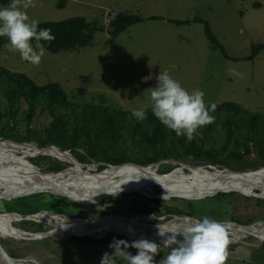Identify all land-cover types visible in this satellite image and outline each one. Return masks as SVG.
I'll return each instance as SVG.
<instances>
[{"label": "rangeland", "instance_id": "rangeland-1", "mask_svg": "<svg viewBox=\"0 0 264 264\" xmlns=\"http://www.w3.org/2000/svg\"><path fill=\"white\" fill-rule=\"evenodd\" d=\"M35 5L26 11L30 19L39 20L41 23L84 16L89 21H98L105 28V31L96 32L93 40L83 48L63 50L55 54L41 45L45 49V55L38 66L22 60L18 52L9 51V43L0 51V67L25 73L39 85L57 82L66 90L75 107L67 110L61 108L60 111L65 114H72L71 126L75 124L76 115L84 109L89 111L93 109L131 111L132 108L148 105V114L151 112L149 94L158 83L156 77L162 72L178 80L190 92L195 89L202 90L205 93L204 99L208 104L212 102L216 105L234 102L245 108L248 114L234 117L240 122L235 137L228 144L225 152V157L230 162L229 165H217L206 160H194L193 158L184 161L166 159L159 161V166L139 167L141 170H147V172L154 171L153 174L148 175L147 172L138 174L126 168L106 167L100 165L101 161L92 162L91 160L94 159H91L86 163L81 162L88 167L85 170L89 171L88 175L73 168L74 164L80 162L75 159V154H71L72 152L59 150L55 153L54 150L44 151L35 146V144L39 145L38 139L42 135V130L50 121V118L38 113L32 124L35 137L32 142H29L32 143L30 146L25 142L5 141L0 138V158L5 159L4 162H0V175L4 179L13 178L12 181H19L14 177L26 178L25 173L13 164L14 158L18 157L40 177L64 174L76 179L85 177V175L91 178L105 176L106 180L109 177L108 181L114 187L127 186L129 189L133 188L135 186L133 184L137 181L147 182L151 180L152 182L147 184L148 189L142 191L133 188L139 192H125L123 196L121 193L112 190H102L99 192L105 193H97L92 191V187L70 193L78 194L89 191L84 197L109 195L112 201L114 199L122 200L126 195L132 199L133 193H140L148 199L155 198L167 201L168 205L180 203V197L191 199L195 209H203L202 215L198 216L200 219L208 216L210 219L222 223V225L225 222L233 221L239 223L235 220L237 219L243 221L241 222L243 225H252L251 227H243L246 230L242 233L225 230L231 241L226 264H264V190L262 188L244 190L229 184L220 185L218 190L209 187L195 189L205 192L230 190V192L236 193L231 198V208H228V212L227 209L219 208L215 204L211 207L214 203L213 200L206 199L217 194L205 195L185 192V194L177 195L179 197H174L175 195H172L169 189L164 187L187 191L192 189L188 186L189 184L197 182L198 179L207 178V173H216L218 177H223L226 173L236 175L240 169L244 172L264 169V159L260 160L257 152L249 155V158L258 161V164L254 166L244 162L238 163V161L229 158L233 151L239 153L246 151V145L249 142L246 136L251 130L246 127V124L252 115H260L264 128V49L258 53L254 60L226 59L220 49H214L210 45L206 36L205 25V22L210 24L211 29L225 45L231 56L236 58L248 57L252 54L254 45L264 44V0H35ZM3 7L7 6L0 3V8ZM124 13L137 14L145 18L160 16L162 19H147L145 22L131 25L119 36L112 37L109 33L111 21ZM195 18L203 19V22L194 21ZM171 19L191 20V22L176 25L170 22ZM32 44L34 50L38 51L35 49V43ZM231 69H236L242 73V78L231 76L229 74ZM145 77L148 79L145 80ZM4 106V104H0V108L3 110ZM20 107L21 116L19 115L18 120L20 130H23L27 125L24 120L27 105L23 101ZM229 117L230 114L225 113L217 119V126L204 145L207 149L221 150L227 144L228 132L225 128V121ZM202 130L201 127L196 134L199 143ZM261 132L264 133V129ZM121 145L130 147V158L136 159L138 157L140 147L134 146L131 138L125 139ZM78 151L84 152L82 149H78ZM52 161L65 165V168L58 172L50 171ZM96 166L97 168H94ZM160 174H165L163 176L167 177L157 176ZM155 176L159 179H154ZM173 177L175 178L172 179ZM21 185L23 184L21 183ZM56 187L59 186L32 189L30 193L0 187V195L9 199H0V213L4 212L6 216H14L13 218L3 216L0 223L20 232L17 236H0V242L9 254L16 259L23 260L21 264H100L105 252L112 253L114 251L109 247L110 243L82 244L74 240L76 235L71 234L81 232L91 234L102 231L101 229L104 228L94 230L97 228L95 226L99 223L105 222L106 224L112 221L109 227L117 226V228H121L118 230L138 234L103 233L100 235V239L111 240L124 233L128 235L129 238L123 236L129 243L139 239H148L159 245L162 243V237L157 239L149 235H139L147 231L138 230L136 226L142 225L151 228V226L159 223L173 222L178 217L190 219V216L187 215L169 214L165 207H160L156 213L146 215L124 213L130 211V208L127 207L116 215L111 211H105V207L108 205H98L100 199L97 197L94 198L92 205L88 203L91 207L83 205L79 201L80 203L74 205L67 204V211L55 210L48 208V202H45L50 196H41L40 192L53 196H62L57 191L63 193L65 190L66 192V189L61 187L57 190ZM51 191L52 193H50ZM25 193L36 197H19ZM256 193L260 194L261 197L252 195ZM84 197L71 198L79 200ZM108 200L104 202H108ZM56 201L58 202V200ZM7 207L19 208L21 210L19 214L22 216L19 217L17 216L19 214L12 212L7 213L8 211H5ZM155 207H157V202H150L148 209L153 210ZM44 214H51L56 222L63 220L65 227L73 226L82 229L68 234L59 229L48 236H44V232L53 229L52 226H46L42 222L39 215L43 216ZM27 215H32L30 218L35 219H23ZM191 218L200 220L195 217ZM251 219L252 222L249 223ZM181 226L179 224L173 229H179ZM227 227L238 228L239 226L229 225ZM256 227L263 229H259L260 231L252 230ZM109 229L117 231L113 230L115 227ZM22 230L37 233V236L29 238L28 234ZM150 233L159 236L157 232ZM41 234L45 238H42ZM95 237L98 238V236ZM129 251L133 255L138 252L135 248H129ZM168 251L170 249H164L155 259L159 261ZM118 264H122V262H118Z\"/></svg>", "mask_w": 264, "mask_h": 264}, {"label": "trees", "instance_id": "trees-1", "mask_svg": "<svg viewBox=\"0 0 264 264\" xmlns=\"http://www.w3.org/2000/svg\"><path fill=\"white\" fill-rule=\"evenodd\" d=\"M10 2L11 0H0V3L4 6H8ZM147 19H162V17L151 16L145 18L137 14L124 13L111 21L109 33L112 37H117L131 25L145 22ZM194 21L203 22V19L195 18ZM170 22L176 25H184L190 23L191 20L171 19ZM205 25L206 36L210 45L214 49H220L226 59L254 60L258 53L264 49V44L254 45L250 56L244 58L233 57L228 53L225 45L213 32L210 24L205 22ZM39 28L50 29L51 34L55 36V39L51 42L41 41V45L55 54L63 50L86 47L93 40L96 32L105 31V28L102 27L98 21H89L84 16L71 17L62 21H45L39 24ZM8 43L6 37H0V51ZM32 43H35V41L33 40ZM23 101L27 105V108H25L26 117L24 118L27 125L23 130H20L18 118L19 115L21 116L20 105ZM0 104L5 105L4 110L0 108L1 139L5 141L32 142L35 137V130L32 125L33 120L35 116L40 113L50 118V121L42 130V135L38 139L39 145L35 144V146L46 147L55 145L62 150H71L82 163L94 159L91 161H101L113 165L135 163L141 166H148L166 159L184 161L189 158H193L194 160H206L217 165H229L230 162L225 157V152L227 151L228 144L234 139L240 122V120L234 117L240 116L241 114H248L245 108L234 102L217 104L215 112L210 113L214 117V121L202 127V136L199 139L200 143L197 141L196 135L191 142H188L186 137H177L175 132L162 125L152 112L147 114L145 120L137 121L135 118L131 117V111L124 109L116 111H110L108 109H93L89 111L88 109H84L76 115L75 124L71 126L72 114H65L60 111V109L63 108L67 110L75 106L71 102L66 90L59 83L51 82L45 85H39L27 74L12 71L6 67H0ZM225 113L230 114V117L225 121V128L228 132L227 144H225L221 150L213 148L207 149L204 145L209 135L214 132L218 123L217 119ZM246 127L251 129L249 135L246 136L249 141L246 145V151L240 153L233 151L231 155H229V158L238 161V163L244 162L254 166L258 164V161L254 158H249L251 153L257 152L260 156V160L264 159V133L261 132L264 128L262 127L260 115H252ZM128 138H131L135 144L134 146L140 147L136 159L130 158V147L121 145V143ZM250 142H252V144H250ZM27 144L30 146L32 143ZM78 149H82L84 152L81 153ZM46 150H54L55 153L59 151V149L56 148L45 149L44 151ZM82 163L74 164L73 168L81 171L86 170L88 167ZM63 168H65V165L56 161L51 162L50 171L58 172ZM94 168H97V166ZM241 170L242 169H240V172H244ZM123 194L124 193H121L122 196ZM235 194L234 192L219 193L215 196L207 197L206 199L213 200L214 203H212L211 207L215 204L218 205L219 208L227 209L229 212L228 208H231V198ZM40 195L44 197H47V195L50 196L48 201H45L48 202V208L61 211H67V204L74 205L79 201L83 205L91 207L90 205H92L93 201L96 199L95 197H97L87 196L83 198L84 200H77L69 196H53L47 193H40ZM132 195V199L126 195L124 199H114V201L111 200L109 195H101L97 197V199H100L98 205H108L105 207V211H111V213L116 215L124 211L127 207L130 208V211H125L124 213L140 215L156 213L157 209H160V207H165L167 213L172 215H187L198 218V216L203 213V209H195L193 200L188 198L180 197V203L168 205L167 201L155 198L148 199V197L140 193H133ZM29 197L36 196H26V198ZM55 197L57 198L55 199ZM170 199L172 200V198ZM56 200H58V202ZM105 200H108V202H104ZM150 202H157V207L153 208V210L148 209ZM111 204L114 206L113 208ZM5 211L21 212V210L16 207H7ZM235 220L239 223L243 222L237 219ZM250 222H252V219L249 223ZM122 232L138 234L123 230H102L89 235L100 237L103 233L119 234ZM71 235L74 236L77 235V233ZM139 235H149L157 239L161 238L152 235L150 232H143ZM91 236H75L74 240L88 245L108 244L113 241V239H100ZM115 239L126 240V237L119 235L116 236Z\"/></svg>", "mask_w": 264, "mask_h": 264}, {"label": "clouds", "instance_id": "clouds-1", "mask_svg": "<svg viewBox=\"0 0 264 264\" xmlns=\"http://www.w3.org/2000/svg\"><path fill=\"white\" fill-rule=\"evenodd\" d=\"M35 6V0H11L7 7L0 8V37L7 38L9 51L18 52L22 60L38 66L45 55L41 41L51 42L55 36L50 29L39 28L41 21L30 19L26 10ZM33 40L38 51L34 50ZM229 74L243 76L236 69H231ZM156 79L158 83L149 94L152 114L177 137H186L191 142L201 127L214 121L210 113L215 112L217 105L206 103L202 90L190 92L165 72ZM147 111L148 105L132 108L131 117L143 121ZM157 229L163 238L161 244L148 239L129 243L114 238L109 244L114 251L105 252L100 264H226L228 260L231 241L222 223L208 216L186 220L179 229L166 228L160 223ZM129 248L137 249V254L133 255ZM164 249L170 251L157 261L155 257Z\"/></svg>", "mask_w": 264, "mask_h": 264}, {"label": "bare ground", "instance_id": "bare-ground-1", "mask_svg": "<svg viewBox=\"0 0 264 264\" xmlns=\"http://www.w3.org/2000/svg\"><path fill=\"white\" fill-rule=\"evenodd\" d=\"M41 150H43V149H41ZM4 161H5V159L3 160V159L0 158V162H4ZM7 162L9 163L8 160H7ZM13 164L17 165L20 168V170L23 173H25V175L27 177L26 178H24V177L23 178L22 177H19V178L18 177H14L16 180L21 181V182H19V181H15V180L12 181L13 178L4 179L0 175L1 176L0 187L6 188V189L15 190V191L28 192V193H30L32 191V189H35V190L41 189V188L45 189V188H47V187H49L51 185V186H59V187H56V189L57 188H61V187L66 189V192H65V190L62 189L63 193H60L59 191H57L58 194H61V195H64V196L67 195L69 197H74V198H81V197H84L85 194H87L89 191H83V192H80L78 194H76V193L73 194V193H70V192H76V191H78L80 189H88V188H91V187H92V191H96L97 193H105V192H99V191H102V190H104V191L112 190V191H115L117 193L138 191L137 189H141L142 191H144V190L149 188L147 186V184L149 182H152L151 180L147 181V182L137 181L135 184H133V185H135L133 188H137V189H133L132 187H131V189H129L127 186H125V187L124 186L123 187H114L108 181L109 177L106 180L105 176L94 177L96 179L91 178V177L86 176V175H85V177H81L80 179H76L75 177H72V176L66 175V174L61 175V176L57 175V176L50 177L49 175H47V176H44V177H40L35 172L31 171L28 168V166L18 157L14 158ZM112 167L113 168H126L127 170H133V171H135L138 174H145L147 172V170H141L139 168L140 166H136L134 164H125V165L119 166V167H116V166H112ZM156 168H157V166H156ZM81 172H85V173L88 174L89 171L88 170L87 171L84 170V171H81ZM153 172H154L153 170H150V171L147 172V174L151 175V174H153ZM236 173H237L236 174L237 176L233 175V174H227L226 173V174H224L223 177H218V175L216 173H207V178L198 179L197 182L189 184L188 186L190 188H192V189L187 190V191L178 190V189H174V188H170V187H166V186H164V187L168 188L169 192L172 195H175V196L183 194V193L185 194V192H196V193H201V194H205V195H211L214 192H207V191L205 192V191H202L200 189L197 191L195 189H198V188H201V187H207V188L209 187V188H212L213 190H218L220 188V185H229V184H232V185L237 186L239 188H242L244 190H250V189L256 188V187H260V188H262L264 190V169L257 170V171H254V172H236ZM163 175H165V174H160V175H157V176H159V177H167V176H163ZM253 175L260 176V177H254ZM170 177H172V176H170ZM153 178L157 179V180L159 179L156 176L153 177ZM174 178L175 177H173L172 179H174ZM177 179H175V180H177ZM21 183L23 185H21ZM103 186H106V187H103ZM220 192H222V191H220ZM0 216H2V217H0V221H1L3 216H6V214H0ZM17 216L21 217L22 215L19 214ZM39 216H41L40 218H41L42 222L46 226H52L53 229L48 230L47 231L48 233H52L55 230L61 229V231L63 233L68 234V233H71V232H77L78 229H82V228L73 227V226L72 227H65V224H64L63 220H62L63 222L62 221L60 222V220L56 222V221H54L55 219L53 218V216L51 214H44L43 216L42 215H39ZM13 217L14 216H6V218H13ZM30 219H35V218H30ZM190 219L191 220H195V219H192L191 217H190ZM190 219L187 218V217H180V218L178 217L173 222H169L167 224H161V225L166 227V228H173L174 226L177 227V225H179V224L183 225L186 220H190ZM111 222L112 221H110V222H108L106 224H105V222L99 223L98 225L95 226L97 228L94 229V230H99V228H104V229H101V230L109 231L110 230L109 228H114V227H115V229H113V230L121 229V228H117V226L109 227V226H111ZM229 225H233V224L229 223L227 226H229ZM234 226L238 227L237 225H234ZM251 226L252 225H250L249 227H251ZM136 229L145 230L147 232H155V233L158 232L157 225L151 226V228L144 227L142 225H137ZM259 229L262 230L263 228L256 227V228H254L252 230L260 231ZM225 230H230V231L233 230V231H237V232L242 233V231H244L246 229H244L243 227L239 226L238 228L227 227V228H225ZM249 230H251V229H249ZM263 231H264V229H263ZM19 233H20L19 231L15 230L13 228H8V227H6V226H4V225H2L0 223V236H2V237H5V236L7 237L9 235H16L17 236V234H19ZM80 234L89 235V234H86L84 232H81ZM41 236H43V235L41 234ZM89 236H91V235H89ZM0 264H11V262L5 256V254L3 253L1 248H0ZM15 264H17V263H15Z\"/></svg>", "mask_w": 264, "mask_h": 264}, {"label": "water", "instance_id": "water-1", "mask_svg": "<svg viewBox=\"0 0 264 264\" xmlns=\"http://www.w3.org/2000/svg\"><path fill=\"white\" fill-rule=\"evenodd\" d=\"M14 141V140H13ZM25 143H29V142H25ZM51 148H56V149H59L61 152H70L71 153V150H62L61 148H59V147H57V146H55V145H50V146H46V147H40V149H51ZM71 154H73V153H71ZM74 155V154H73ZM74 157H75V159H77V157L74 155ZM78 160V159H77ZM79 161V160H78ZM80 162V161H79ZM81 163V162H80ZM125 164H134V165H136V166H140V167H144V166H141V165H139V164H135V163H124V164H120V165H113V164H109V163H104V162H100V165H104V166H116V167H119V166H123V165H125ZM150 165H158L159 166V162L158 163H154V164H150ZM150 165H148V166H150ZM234 172H236V171H234ZM51 186V185H50ZM139 192V191H138ZM223 193H226V192H230V191H222ZM37 193H39V192H37ZM40 193H42V192H40ZM50 193H52V192H50ZM218 193H220V192H218V191H214V193H213V195L214 194H218ZM33 194H36V193H33ZM248 194H251V193H248ZM29 195H32V194H28V193H25L23 196H19V197H24V196H29ZM252 195H254V196H257V197H261V195L260 194H258V193H256V194H252ZM63 196V195H62ZM66 197H67V195H65ZM174 197H179V196H174ZM0 199H7V200H9L8 198H5V196L4 195H0ZM7 213H9V212H7ZM12 213H15V214H19V213H17V212H12ZM0 214H6V213H0ZM32 215H27V216H25V217H23V219H25V220H27L28 218H30ZM233 224V225H237V226H241V227H249L248 225H243V224H239V223H237V222H235V221H233V222H225V223H223V226H224V228H227V225L228 224ZM21 230V229H20ZM22 232H24V233H26V234H28V236H29V238H35L36 236H37V233H34V232H27V231H24V230H22ZM44 234V236H48L50 233H48V232H44L43 233ZM123 235L124 236H126V237H128V235H126V234H124L123 233ZM42 237V238H45V237ZM76 236H89V235H85V234H77ZM92 237V236H91ZM98 238H101V237H98ZM129 238V237H128ZM0 248H1V250L3 251V253L5 254V256L9 259V261L11 262V264H15V263H17V264H21V261H23V260H19V259H16L15 257H13L11 254H9L8 252H7V250L5 249V247L2 245V243L0 242Z\"/></svg>", "mask_w": 264, "mask_h": 264}]
</instances>
